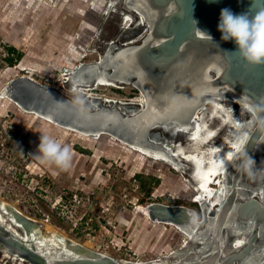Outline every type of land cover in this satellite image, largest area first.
<instances>
[{"label":"water","instance_id":"obj_1","mask_svg":"<svg viewBox=\"0 0 264 264\" xmlns=\"http://www.w3.org/2000/svg\"><path fill=\"white\" fill-rule=\"evenodd\" d=\"M122 3L142 16V39L107 45L97 61L78 64L68 77L70 83L90 78L91 85L97 77L130 85L141 106L124 103L129 109L122 111L119 103L96 97H88L85 106L26 76L8 80L0 96L55 127L106 135L180 173L197 194L199 218L180 205L154 202L143 208L151 223L175 227L191 246L183 249V243L172 262L143 264H264V63L245 62L231 52L235 43L222 41L217 30L221 9L239 14L250 0ZM249 157L254 163L247 166ZM5 213L12 221L0 220V249L28 264H141L113 259L69 238L61 241V258L45 257L29 246L37 223L12 206Z\"/></svg>","mask_w":264,"mask_h":264},{"label":"rangeland","instance_id":"obj_2","mask_svg":"<svg viewBox=\"0 0 264 264\" xmlns=\"http://www.w3.org/2000/svg\"><path fill=\"white\" fill-rule=\"evenodd\" d=\"M142 25L122 0H0V91L8 80L29 76L85 106L89 94L135 99L139 94L130 85L73 90L65 73L97 61L107 45L138 43L146 33ZM5 47L21 54L11 66L4 61ZM51 126L0 99V201L43 225L49 242L44 224L116 260L174 261L183 234L151 223L143 207L180 205L199 218L192 201L196 192L180 173L108 136L88 139L61 129L57 133ZM44 135L62 146L86 141L71 149V165L61 170L36 157ZM1 255L0 264H28Z\"/></svg>","mask_w":264,"mask_h":264},{"label":"clouds","instance_id":"obj_3","mask_svg":"<svg viewBox=\"0 0 264 264\" xmlns=\"http://www.w3.org/2000/svg\"><path fill=\"white\" fill-rule=\"evenodd\" d=\"M208 2L217 3L218 0ZM197 30L204 38L213 41L211 35ZM217 30L222 41L235 43L236 48L231 52L239 53L245 62L250 65L264 63V0H250L247 10L239 14L227 7L221 9ZM215 45L219 48L218 44ZM36 157L42 163L67 170L71 165L72 151L69 146H62L57 140L44 135L41 136ZM253 163L249 157L247 166Z\"/></svg>","mask_w":264,"mask_h":264},{"label":"bare ground","instance_id":"obj_4","mask_svg":"<svg viewBox=\"0 0 264 264\" xmlns=\"http://www.w3.org/2000/svg\"><path fill=\"white\" fill-rule=\"evenodd\" d=\"M129 11H131V10H129ZM136 14V13H135ZM136 15H138V14H136ZM141 19H142V26H146L145 25V22L143 21V18H142V16H140V15H138ZM130 44H133V43H130ZM126 45H129V44H126ZM125 45V46H126ZM77 67V66H76ZM69 72V73H68ZM68 74L67 73H65V76H66V80L69 82L70 80H69V77H68V75H70V74H72L73 73V69L72 70H68ZM23 77V76H22ZM25 77V76H24ZM90 78H87L85 81H83L82 83H76V81H73V82H71V86H73L74 88H73V90H75V87L77 88V87H81L82 89H88V88H85V87H93L94 88V86H105V87H113V88H119V86L118 85H116L117 83H113V82H111V81H108V80H106V79H101V78H95L96 80H94L92 83H91V85H89V80ZM91 79H92V77H91ZM95 82V83H94ZM88 95V94H87ZM87 97H89V98H93V97H91V94H89ZM1 98H3V97H1L0 96V99ZM97 99H99V97H97ZM101 101H107V100H110V99H106V100H102V99H100ZM140 100V101H139ZM139 104H141L142 103V98H141V96L139 97ZM113 101H115V100H113ZM137 101V100H136ZM115 103H119V104H117V105H119V107L121 108V110L122 111H126V110H128L129 108L128 107H125V105H124V103H122L121 101L120 102H117V101H115ZM136 107H138V106H136ZM35 118H37V117H35ZM63 130V129H62ZM65 131V130H64ZM74 134H77V133H74ZM77 135H79V136H81V137H85V138H88V139H99V137L100 136H102V135H99V136H94V137H88V136H82V135H80V134H77ZM106 136V135H105ZM118 142V141H117ZM124 145V144H123ZM126 146V145H125ZM128 147V146H127ZM130 148V147H129ZM131 149V148H130ZM133 150V149H132ZM135 151V150H134ZM138 152V151H137ZM140 153V152H139ZM140 154H142V153H140ZM143 155V154H142ZM145 156V155H144ZM151 159V158H150ZM152 160H154V159H152ZM156 161H159V160H156ZM159 162H162V161H159ZM163 163V162H162ZM196 196H197V194H196ZM195 198V197H194ZM192 201H195L196 203H199L198 202V197H196L195 199H193ZM7 206H9L10 207V205L9 204H7V203H5L4 201H0V213H3V214H1V216H0V220H2V218L3 217H5L6 218V220L7 221H12V217H11V215L9 214V213H5V210H6V208H7ZM144 213H145V211H144ZM146 214V213H145ZM32 221V220H31ZM33 223L32 224H35L34 223V221H32ZM154 224H157V223H154ZM36 225V228H33L34 230L33 231H35V229H37V234H36V236L37 237H34V236H32V241H30L29 242V246L32 248V249H34L35 251H37L38 253H40V254H42L43 256H45V257H50V258H55V257H60L61 258V255H63V253L61 254V250H62V244H61V241L64 239V238H67L66 236H64L63 234H61L60 232H58L56 229H53L52 227H50L48 224H44V227H46L47 229H48V231L46 232V233H48V238L51 240V242H49V241H47L46 239H45V237H44V233H43V230H42V227H43V225L42 226H39L38 224H35ZM38 225V226H37ZM175 228V227H174ZM14 232V231H13ZM31 232V231H30ZM15 233V232H14ZM183 234V233H182ZM16 235L17 236H20L22 239H27L26 238V236L25 235H23V234H19V233H17L16 232ZM183 236H184V246H183V249H187V248H190V242L188 243V242H186V240H187V236L185 235V234H183ZM187 237V238H186ZM27 242H28V240H27ZM82 245V244H81ZM83 247H85L84 245H82ZM44 247H47V248H44ZM87 248V247H86ZM88 249V248H87ZM0 253L3 255V254H5V252L4 251H2L1 249H0ZM175 253L176 252H174L173 253V255H175ZM5 255H7V254H5ZM9 258H15V257H12V256H9V255H7ZM15 259H17V260H21V261H23L22 259H19V258H15ZM124 261H126V260H124ZM156 261H158V260H156ZM25 262V261H24ZM132 262V261H131ZM135 263H141V262H135ZM141 264H143V263H141Z\"/></svg>","mask_w":264,"mask_h":264},{"label":"trees","instance_id":"obj_5","mask_svg":"<svg viewBox=\"0 0 264 264\" xmlns=\"http://www.w3.org/2000/svg\"><path fill=\"white\" fill-rule=\"evenodd\" d=\"M5 54L6 55L4 57V61L8 66L13 65L21 57V54L17 52L13 47H5ZM135 177L137 176L135 175Z\"/></svg>","mask_w":264,"mask_h":264},{"label":"built area","instance_id":"obj_6","mask_svg":"<svg viewBox=\"0 0 264 264\" xmlns=\"http://www.w3.org/2000/svg\"><path fill=\"white\" fill-rule=\"evenodd\" d=\"M130 43H132V42H130ZM130 43H127V44H130ZM123 45H126V44H123ZM26 77L30 78L29 76H26ZM30 79H32V78H30ZM139 97H140V95H139ZM139 97H137V98H135V99L133 98L134 100H133V99H131V100L128 99V100H124V101H121V102H122V103H130V104H133L134 106H141L142 103H141V104L138 103V102L140 101V100H139ZM106 99H107V98H104V99H102V100H106ZM108 99H109V98H108ZM136 100H137V101H136ZM138 100H139V101H138ZM110 101H111V102H115L116 100L113 101V99H110V100H107V101H105V102L108 103V102H110ZM117 102H120V101L117 100ZM1 257H3V256L1 255ZM127 261H128V260H127Z\"/></svg>","mask_w":264,"mask_h":264},{"label":"crops","instance_id":"obj_7","mask_svg":"<svg viewBox=\"0 0 264 264\" xmlns=\"http://www.w3.org/2000/svg\"><path fill=\"white\" fill-rule=\"evenodd\" d=\"M45 122V121H44ZM43 125V124H42ZM44 126H47V125H45L44 124ZM50 130L52 129V130H54V131H56L57 133L58 132H61V131H59L60 130V128L59 129H55V128H58V127H55V126H51V127H48ZM62 130V129H61ZM75 139V138H74ZM86 140H82L81 142H75V143H73L72 145L71 144H69V147L71 148V149H73V148H76V146L77 147H80L81 146V144H83L84 142H85Z\"/></svg>","mask_w":264,"mask_h":264},{"label":"flooded vegetation","instance_id":"obj_8","mask_svg":"<svg viewBox=\"0 0 264 264\" xmlns=\"http://www.w3.org/2000/svg\"><path fill=\"white\" fill-rule=\"evenodd\" d=\"M193 202H195V201H193Z\"/></svg>","mask_w":264,"mask_h":264}]
</instances>
